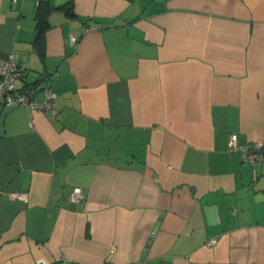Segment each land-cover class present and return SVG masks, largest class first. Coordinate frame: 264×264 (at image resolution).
I'll use <instances>...</instances> for the list:
<instances>
[{"label": "crops", "instance_id": "0c3cea01", "mask_svg": "<svg viewBox=\"0 0 264 264\" xmlns=\"http://www.w3.org/2000/svg\"><path fill=\"white\" fill-rule=\"evenodd\" d=\"M11 51L56 115L0 104V264H264L228 147L264 138V0H0Z\"/></svg>", "mask_w": 264, "mask_h": 264}, {"label": "built area", "instance_id": "2783aa9c", "mask_svg": "<svg viewBox=\"0 0 264 264\" xmlns=\"http://www.w3.org/2000/svg\"><path fill=\"white\" fill-rule=\"evenodd\" d=\"M89 29V28H87ZM72 44L77 43L78 36L75 33L69 35ZM23 76V70L18 65V57L15 51L9 52L0 65V104L2 105H23L31 110H48L52 116L56 111L51 105V98L54 96L51 90V79L17 87V81ZM41 91L43 97L40 101L34 99L36 92ZM228 147L230 150H239L241 160L249 164H264V138L248 144H239L237 134L231 133ZM22 200H26V194L18 195ZM72 201H79L83 198L81 187L75 186L69 196ZM216 239H211L209 244L215 243Z\"/></svg>", "mask_w": 264, "mask_h": 264}, {"label": "trees", "instance_id": "16d2710c", "mask_svg": "<svg viewBox=\"0 0 264 264\" xmlns=\"http://www.w3.org/2000/svg\"><path fill=\"white\" fill-rule=\"evenodd\" d=\"M41 30H42V27H41V26H39V28H38V34H40V33H41ZM37 36H39V35H37Z\"/></svg>", "mask_w": 264, "mask_h": 264}, {"label": "water", "instance_id": "95a60500", "mask_svg": "<svg viewBox=\"0 0 264 264\" xmlns=\"http://www.w3.org/2000/svg\"><path fill=\"white\" fill-rule=\"evenodd\" d=\"M10 106L12 107V106H16V105H10Z\"/></svg>", "mask_w": 264, "mask_h": 264}]
</instances>
